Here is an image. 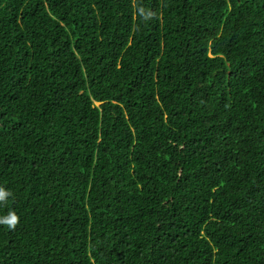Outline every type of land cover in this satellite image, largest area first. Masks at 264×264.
<instances>
[{"label": "trees", "instance_id": "1", "mask_svg": "<svg viewBox=\"0 0 264 264\" xmlns=\"http://www.w3.org/2000/svg\"><path fill=\"white\" fill-rule=\"evenodd\" d=\"M0 264H264V0H0Z\"/></svg>", "mask_w": 264, "mask_h": 264}]
</instances>
